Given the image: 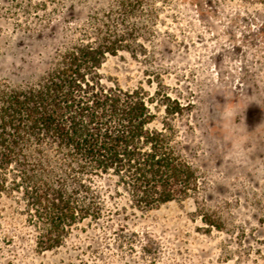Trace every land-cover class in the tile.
<instances>
[{
	"label": "rangeland",
	"instance_id": "obj_1",
	"mask_svg": "<svg viewBox=\"0 0 264 264\" xmlns=\"http://www.w3.org/2000/svg\"><path fill=\"white\" fill-rule=\"evenodd\" d=\"M103 10L117 17V0H0V80L34 79L54 49ZM149 10L153 18L143 21ZM129 23L138 50L108 55L101 70L123 87L182 103L169 117L198 171L197 190L140 210L113 179H98L108 211L46 251L36 250L21 207L2 199L8 243L0 264H264V4L142 0ZM158 101L160 125L167 114Z\"/></svg>",
	"mask_w": 264,
	"mask_h": 264
},
{
	"label": "trees",
	"instance_id": "obj_2",
	"mask_svg": "<svg viewBox=\"0 0 264 264\" xmlns=\"http://www.w3.org/2000/svg\"><path fill=\"white\" fill-rule=\"evenodd\" d=\"M141 5L117 0L115 18L93 11L34 79L0 80V200L21 207L37 251L62 246L74 225L103 217L98 179H113L116 193L140 210L197 190L198 171L169 117L182 103L167 94L155 99L142 86L123 87L101 70L108 55L138 50L129 20ZM158 100L167 114L160 125ZM2 242L8 239L0 234Z\"/></svg>",
	"mask_w": 264,
	"mask_h": 264
}]
</instances>
